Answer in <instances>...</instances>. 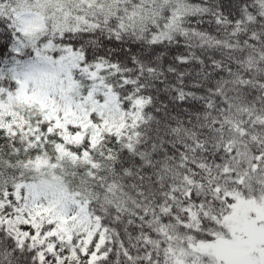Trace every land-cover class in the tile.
Listing matches in <instances>:
<instances>
[{"label":"snow or ice","instance_id":"obj_1","mask_svg":"<svg viewBox=\"0 0 264 264\" xmlns=\"http://www.w3.org/2000/svg\"><path fill=\"white\" fill-rule=\"evenodd\" d=\"M0 264H264V0H0Z\"/></svg>","mask_w":264,"mask_h":264}]
</instances>
